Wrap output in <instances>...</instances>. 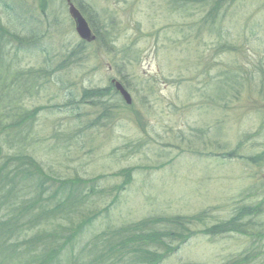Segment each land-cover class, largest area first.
<instances>
[{
    "label": "rangeland",
    "instance_id": "1",
    "mask_svg": "<svg viewBox=\"0 0 264 264\" xmlns=\"http://www.w3.org/2000/svg\"><path fill=\"white\" fill-rule=\"evenodd\" d=\"M40 1L0 0V25L32 37L0 51V65L47 70L21 81L10 106L35 112L27 152L47 175L89 180L100 215L85 241L148 217L202 214L197 232L239 208L264 211V0H220L218 12L192 0L73 2L109 49L79 40L65 0L44 11ZM197 234L161 264H225L250 247L264 264V240Z\"/></svg>",
    "mask_w": 264,
    "mask_h": 264
},
{
    "label": "trees",
    "instance_id": "2",
    "mask_svg": "<svg viewBox=\"0 0 264 264\" xmlns=\"http://www.w3.org/2000/svg\"><path fill=\"white\" fill-rule=\"evenodd\" d=\"M192 2L212 4L210 12H218V5L222 3L220 0ZM40 3L44 11L47 0ZM88 24L96 37L93 44H104L109 49L112 43L109 35L102 43L99 31L91 22ZM30 39L31 36L8 33L0 25V51L21 49L30 44ZM65 62L68 63L66 59ZM0 67V264H161L197 233L213 237L239 234L254 245L256 240H264V211L250 206L239 208L232 219L208 230L207 227L197 232L192 230L196 228L194 222L202 223V214L156 216L108 228L85 241V232L100 215L89 209L91 192L85 189L89 180L78 177L60 180L47 175L27 152L31 144L27 131L31 128L26 130L25 126L31 127L35 112H20L10 106L17 100L15 81L30 82L37 74L45 75L43 72L47 70L37 73L15 70L12 75L2 63ZM109 90H85L80 103L89 94L102 99L112 91ZM246 160L255 161L254 158ZM127 171L123 174L129 180ZM258 251L250 247L248 252L225 264H262V253Z\"/></svg>",
    "mask_w": 264,
    "mask_h": 264
},
{
    "label": "water",
    "instance_id": "3",
    "mask_svg": "<svg viewBox=\"0 0 264 264\" xmlns=\"http://www.w3.org/2000/svg\"><path fill=\"white\" fill-rule=\"evenodd\" d=\"M68 5V15L73 21L74 29L77 34V36L85 42H93L95 40V36L92 34L88 23L85 21V19L82 17L80 12L70 3L69 0H67ZM111 83L114 84V88L116 91L119 92L122 99L125 101L127 105H130L131 99L129 94L121 87V85L118 82L112 81Z\"/></svg>",
    "mask_w": 264,
    "mask_h": 264
},
{
    "label": "bare ground",
    "instance_id": "4",
    "mask_svg": "<svg viewBox=\"0 0 264 264\" xmlns=\"http://www.w3.org/2000/svg\"><path fill=\"white\" fill-rule=\"evenodd\" d=\"M14 83H16L17 85H20L21 84V81H15ZM23 84V83H22ZM247 207V206H246ZM245 207V208H246ZM250 207V206H249ZM243 237H245V236H243ZM247 238V237H246Z\"/></svg>",
    "mask_w": 264,
    "mask_h": 264
}]
</instances>
